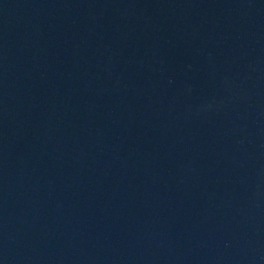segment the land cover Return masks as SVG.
Here are the masks:
<instances>
[{
    "label": "water",
    "instance_id": "95a60500",
    "mask_svg": "<svg viewBox=\"0 0 264 264\" xmlns=\"http://www.w3.org/2000/svg\"><path fill=\"white\" fill-rule=\"evenodd\" d=\"M0 264H264V0H0Z\"/></svg>",
    "mask_w": 264,
    "mask_h": 264
}]
</instances>
